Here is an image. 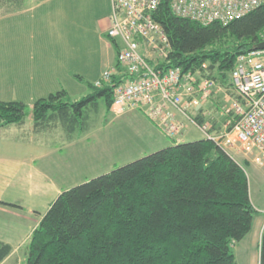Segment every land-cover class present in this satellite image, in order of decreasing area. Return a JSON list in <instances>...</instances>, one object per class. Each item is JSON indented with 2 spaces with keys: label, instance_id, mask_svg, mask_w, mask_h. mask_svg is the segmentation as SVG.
Segmentation results:
<instances>
[{
  "label": "trees",
  "instance_id": "obj_1",
  "mask_svg": "<svg viewBox=\"0 0 264 264\" xmlns=\"http://www.w3.org/2000/svg\"><path fill=\"white\" fill-rule=\"evenodd\" d=\"M171 1L162 0L154 12L171 44L162 65L194 71L207 63L211 75L230 88L237 57L262 41L264 2L227 25H205L175 14ZM24 3L0 0V9ZM112 41L118 52L119 43ZM86 83L91 91L80 100L62 88L31 108L0 101V125L23 124L31 115L35 127L58 119L74 126L100 98L111 109L112 85ZM195 119L207 121L202 113ZM171 141L63 191L33 231L25 264H238L232 245L249 234L256 213L246 170L208 138ZM1 245L0 262L11 250Z\"/></svg>",
  "mask_w": 264,
  "mask_h": 264
},
{
  "label": "crops",
  "instance_id": "obj_2",
  "mask_svg": "<svg viewBox=\"0 0 264 264\" xmlns=\"http://www.w3.org/2000/svg\"><path fill=\"white\" fill-rule=\"evenodd\" d=\"M100 5L103 15L91 26L86 25L87 16L77 19L69 13L66 0L1 8L0 101L32 106L62 88L71 97L88 94L86 82L95 84L105 69L117 63L115 44L107 36L112 1L100 0ZM220 98L212 99L215 107ZM206 112L196 114L208 120ZM210 121L224 130L228 118L221 114L219 122ZM25 123L0 125V248L11 247L0 264H25L33 231L63 191L119 166L118 157L88 155L89 137L83 127H68L59 119L41 127ZM146 129L154 144L173 143L164 140L150 121ZM188 130L187 126L181 141H188ZM233 157L246 170L256 213L252 230L232 249L238 264H264V156L240 150Z\"/></svg>",
  "mask_w": 264,
  "mask_h": 264
},
{
  "label": "built area",
  "instance_id": "obj_3",
  "mask_svg": "<svg viewBox=\"0 0 264 264\" xmlns=\"http://www.w3.org/2000/svg\"><path fill=\"white\" fill-rule=\"evenodd\" d=\"M111 1L107 35L119 43L117 64L95 83L98 87L112 85L111 108L139 110L171 140H179L191 122L232 156L240 150L264 156V49L237 57L227 88L211 75L207 63L194 71L162 65L169 61L171 51L168 35L154 18L162 0ZM263 2L172 0L171 8L175 14L205 25L217 21L227 25ZM114 77L120 81L113 82ZM222 94L228 102L220 107L222 116L228 118L225 129H216L208 120L198 123L192 110Z\"/></svg>",
  "mask_w": 264,
  "mask_h": 264
},
{
  "label": "rangeland",
  "instance_id": "obj_4",
  "mask_svg": "<svg viewBox=\"0 0 264 264\" xmlns=\"http://www.w3.org/2000/svg\"><path fill=\"white\" fill-rule=\"evenodd\" d=\"M39 1L41 0H25L24 6L33 5ZM66 3L69 13L71 15L76 14L73 16L77 17V19L88 17L86 19L87 26H91L92 21L96 24V20L101 19L103 15L100 9V0H66ZM5 8L11 10L13 6H6ZM108 39L112 41L111 38L108 37ZM112 43L114 42L112 41ZM228 94L232 96L231 93L228 92ZM86 95L88 94H78L70 97L73 100H80ZM222 96L223 98L219 100L220 106L228 103L224 94ZM28 106L31 108L30 105ZM201 109L207 111L205 116L208 121L215 119L219 122L221 114L217 112V108L212 104V99L203 103L199 109L192 110V113H198ZM85 116L87 118L77 125L87 129L89 137L86 144L88 155L94 156L99 153L107 156L112 155L114 158L118 157V165L121 166L164 147L160 142L154 144V141L149 139L146 131V124L149 123V120L139 110L123 109L115 111L112 108L107 109L105 99L100 98L97 103H92L85 108ZM25 122L27 127L34 125L31 115L26 118ZM187 126L190 128V130L185 132L188 141L200 139V137L204 136L191 122H188ZM164 140L170 141L171 139L165 137Z\"/></svg>",
  "mask_w": 264,
  "mask_h": 264
},
{
  "label": "water",
  "instance_id": "obj_5",
  "mask_svg": "<svg viewBox=\"0 0 264 264\" xmlns=\"http://www.w3.org/2000/svg\"><path fill=\"white\" fill-rule=\"evenodd\" d=\"M256 49H264V41L263 42H260L258 45H257V48Z\"/></svg>",
  "mask_w": 264,
  "mask_h": 264
},
{
  "label": "bare ground",
  "instance_id": "obj_6",
  "mask_svg": "<svg viewBox=\"0 0 264 264\" xmlns=\"http://www.w3.org/2000/svg\"><path fill=\"white\" fill-rule=\"evenodd\" d=\"M196 21V20H195Z\"/></svg>",
  "mask_w": 264,
  "mask_h": 264
}]
</instances>
